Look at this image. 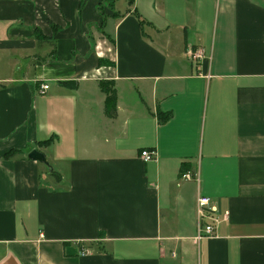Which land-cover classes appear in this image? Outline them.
I'll return each mask as SVG.
<instances>
[{
	"label": "crops",
	"instance_id": "1",
	"mask_svg": "<svg viewBox=\"0 0 264 264\" xmlns=\"http://www.w3.org/2000/svg\"><path fill=\"white\" fill-rule=\"evenodd\" d=\"M0 264H264V0H0Z\"/></svg>",
	"mask_w": 264,
	"mask_h": 264
},
{
	"label": "built area",
	"instance_id": "2",
	"mask_svg": "<svg viewBox=\"0 0 264 264\" xmlns=\"http://www.w3.org/2000/svg\"><path fill=\"white\" fill-rule=\"evenodd\" d=\"M190 61L194 64H197L199 60L203 58V52L196 50L194 52L190 51L188 55ZM48 89V86L43 85L40 87V93L45 92ZM140 158L144 162H149L156 158L155 151L143 150L140 153ZM181 181L191 180L189 173L180 175ZM196 235L195 241L198 242L204 238L212 236L215 230V223H218L216 220L215 214L216 209L212 204L211 200L206 197H197L196 199ZM225 218V217H224Z\"/></svg>",
	"mask_w": 264,
	"mask_h": 264
},
{
	"label": "trees",
	"instance_id": "3",
	"mask_svg": "<svg viewBox=\"0 0 264 264\" xmlns=\"http://www.w3.org/2000/svg\"><path fill=\"white\" fill-rule=\"evenodd\" d=\"M102 89L108 90V99H107V106H106V110L107 113L109 114V116H114L115 112H116V101H115V94L113 91H109L108 88V84H102L101 85ZM182 174V172H180V175ZM51 175L58 180L59 176L57 174H55L54 172L51 173Z\"/></svg>",
	"mask_w": 264,
	"mask_h": 264
},
{
	"label": "water",
	"instance_id": "4",
	"mask_svg": "<svg viewBox=\"0 0 264 264\" xmlns=\"http://www.w3.org/2000/svg\"><path fill=\"white\" fill-rule=\"evenodd\" d=\"M28 158L30 160H33V161H38V162H40V163H42V164H44L45 166L48 167V164H47V162L45 160L44 155L42 153L38 152V151L30 152L29 155H28Z\"/></svg>",
	"mask_w": 264,
	"mask_h": 264
},
{
	"label": "bare ground",
	"instance_id": "5",
	"mask_svg": "<svg viewBox=\"0 0 264 264\" xmlns=\"http://www.w3.org/2000/svg\"><path fill=\"white\" fill-rule=\"evenodd\" d=\"M193 50V49H192ZM195 50V49H194Z\"/></svg>",
	"mask_w": 264,
	"mask_h": 264
}]
</instances>
